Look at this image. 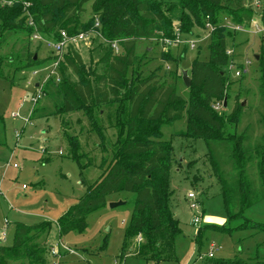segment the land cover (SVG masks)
Masks as SVG:
<instances>
[{"label": "trees", "instance_id": "obj_1", "mask_svg": "<svg viewBox=\"0 0 264 264\" xmlns=\"http://www.w3.org/2000/svg\"><path fill=\"white\" fill-rule=\"evenodd\" d=\"M253 1L0 0V27L6 30L0 38V45L18 34L39 33L44 39L58 40L61 30L70 34L90 31L98 19L100 27L97 29L108 46L93 66L84 60L73 44L70 45L59 63L60 76L47 79L43 85L44 95L35 103L30 115L31 119H37L81 112L102 146L105 138L102 116L106 109H110L108 115L111 114L113 126L117 128L116 148L109 164L96 182L88 185L77 202L59 217L57 224L61 236L72 231L83 232L88 227V216L105 207L109 195L134 192V208L125 230L121 256L126 258L125 252L133 239L141 235L143 241L137 249L138 255L132 252L134 255L156 264L177 260L176 242L182 228L171 207L170 188L175 152L171 140L163 139L162 129L180 120L186 111L187 130L178 134L206 141L207 155L222 187L228 221L244 219L237 226L225 227V230L249 227L264 230V222L245 215L250 207L264 200V38L255 54V58L259 55L256 58L260 96L255 111L257 118L250 119L252 107L244 105L239 94L227 116L213 107L215 102H223V108L225 98L229 97L231 74L228 64L232 59H244L236 51L238 44L234 41L236 35L243 32L227 28L224 21L227 18L250 27L256 14H260L264 27V0H260L261 5L257 8L251 5ZM89 2L92 15L84 22L82 16L87 12ZM174 20L184 24L181 28L183 35H192L195 25L206 31L207 20L215 26L208 38L209 59L196 58L189 70L188 99L179 93L178 83L180 79L183 82V74H179L178 69L189 45H184L181 52L180 47H176L161 55L155 53L154 57L146 59L147 62L137 54L140 40L159 43L162 37L175 36ZM230 38L233 39L231 44ZM113 42H117L118 51ZM230 45L235 51L233 55L227 53ZM35 55L29 54L27 64L21 69L39 67L42 62H53L57 58L54 52L44 61ZM156 59L173 61L176 67L159 63L157 68L149 70L147 66ZM2 62L0 56V78H4ZM145 69L149 70L148 74ZM245 75L243 73L241 77ZM41 100L45 103L40 104ZM244 115L249 120L241 130L239 126ZM228 121L236 124L234 132H225ZM65 134L72 157L80 162L79 139ZM214 228L223 229L217 225ZM51 229V221L18 222L14 244L0 243V264H45L47 247L43 243L39 245L37 239L47 237ZM202 229L198 231L199 237ZM106 245L105 241L102 248ZM216 263L264 264V258L247 260L239 257L221 259Z\"/></svg>", "mask_w": 264, "mask_h": 264}, {"label": "rangeland", "instance_id": "obj_2", "mask_svg": "<svg viewBox=\"0 0 264 264\" xmlns=\"http://www.w3.org/2000/svg\"><path fill=\"white\" fill-rule=\"evenodd\" d=\"M251 5L257 8L261 2L254 0ZM86 8L87 12L82 16L84 22L92 15L91 2ZM259 16L260 14H256L254 20L261 25ZM173 26L175 32L179 28L184 39L201 38L206 34V31L195 25L192 35H183L181 28L184 24L178 20L173 21ZM5 32L6 30L0 27V38ZM258 33L243 32L235 37L234 41L238 44L236 51L242 58H248L250 63L247 64V72L243 78L231 75L227 106L219 110L225 116L233 110L235 96L239 94L240 101L252 107L253 115L250 119L257 118L255 111L260 96L258 61L255 54L259 52L264 32ZM232 40L229 39L230 44ZM209 43L210 40L205 39L199 42L196 48L188 49L178 73L189 71L196 58L208 60ZM184 45L178 46L180 52ZM73 47L93 66L108 48L97 35L87 41L73 44ZM171 48L164 50L158 41L155 43L140 40L137 44V54L144 57L143 62H147L148 57H154L155 53L161 55ZM176 50L174 49V52ZM68 51L69 47L64 54ZM31 53H35V57L40 61L53 54L50 47L33 34L14 35L0 45V56L3 60L1 67L4 72V78H0V243L8 246L14 244L18 222L35 224L51 221L50 234L37 239L39 245L43 243L47 247L45 264H156L155 261L131 254L136 252L138 255L137 249L143 241L138 237L133 239L130 248L126 250V258L121 256L125 230L134 208V192L121 191L109 195L107 205L88 216V227L83 232L72 231L60 235L57 224L59 217L77 202L86 192L88 185L96 182L109 164L116 148L117 128L113 126L111 114L108 115L110 109H106L102 116L105 135L102 146L100 138L81 112L31 119L30 114L35 105L31 98L39 91L38 85L44 83L48 74L50 77L60 76L58 70L52 71L53 62L48 60L45 61L46 64L42 62L39 67L21 69L27 64V57ZM159 63L165 67H176L173 61L156 59L147 68L155 69ZM148 69H145V74L149 73ZM35 71L39 73L34 74ZM178 89L179 93L188 99V87L181 79ZM39 103L44 104L45 100ZM241 120L239 128L242 130L249 118L244 115ZM236 129L234 122H226V133ZM186 130L187 111L180 120L165 125L162 129L163 139L171 140L175 152L170 180L171 207L176 218L180 220L182 234L176 242L178 259L164 260L160 264H217L216 261L221 259L264 258V230L251 227L225 230V227L237 226L244 219L228 221L222 187L207 155V143L202 138L178 134ZM65 132L79 139V152L82 154L80 162L72 157L70 142ZM256 133H259L258 130ZM15 164L18 167H15ZM190 192H194L195 199L202 203L199 225L194 224L197 212L191 208L192 199L188 195ZM119 201L124 204L110 206L111 203ZM245 215L255 221L264 222V200L250 207ZM216 225L222 226L223 229L214 228ZM200 228L203 229L199 237ZM105 241L106 248H102ZM52 247L57 248V255L52 254ZM210 253L214 255L212 258L209 257Z\"/></svg>", "mask_w": 264, "mask_h": 264}, {"label": "built area", "instance_id": "obj_3", "mask_svg": "<svg viewBox=\"0 0 264 264\" xmlns=\"http://www.w3.org/2000/svg\"><path fill=\"white\" fill-rule=\"evenodd\" d=\"M257 3H259L260 0H255ZM207 19H209V16H207ZM224 25L234 31H239V32H247L250 31V27H253V31L254 32H263L264 31V27L263 25L259 24L257 21L253 20L250 27H245L241 24H237L233 21H231L230 19H225L224 21ZM98 27H100V21L98 19H96L95 22V27L93 29H91L90 31H80L78 33H74V34H70L68 33L67 30H61V37L58 40H53V39H44L39 33H35L34 36L36 38L42 39L44 40V42L46 43V45L48 47H50V49L54 52V54L57 56L56 60L53 61L52 65H53V72L58 70L59 67V63L60 61L63 59L64 57V51L72 44H77L83 41H87L89 40L92 36H100L101 32L97 29ZM215 29V26L209 21L207 20L206 22V34L204 36H202L201 38H195V39H184L182 38L181 32L178 29H176L177 31L175 32V36L173 37H162L159 39L160 44L163 46L164 50H168L171 47H178V46H182L184 44L189 45V47L191 49L196 48V46L198 45L199 42H201L202 40L208 39L212 33V31ZM113 46L115 47L116 51L119 50L118 48V44L117 42H113ZM227 53L229 55H233L235 53L233 48H229L227 50ZM250 63V60H248V58L246 59H232L230 61V63L228 64L227 69L229 70L230 74L234 75V77H241L243 73L247 72V64ZM240 64H243V66H240ZM39 73V71H35L34 74ZM49 74L48 77H46L44 79V83L45 81H47V79L49 78ZM44 83H41L38 85V89L39 91L37 92L36 96L32 97L31 100L34 103H37L42 96L44 95L43 93V85ZM223 106V102H215L213 107L216 110H220ZM31 115V114H30ZM9 165V163H8ZM15 167H18L17 164L14 165ZM189 198L192 199L191 202V208L193 209L194 212H197L194 216V224L195 225H199L200 220H201V204L199 203L198 200H196V195L194 192H190L189 194ZM140 239V241L142 240L141 235L138 237ZM51 252L53 255H57L58 254V250L56 247H52L51 248ZM213 253L209 254V257H213ZM57 264V263H54Z\"/></svg>", "mask_w": 264, "mask_h": 264}, {"label": "water", "instance_id": "obj_4", "mask_svg": "<svg viewBox=\"0 0 264 264\" xmlns=\"http://www.w3.org/2000/svg\"><path fill=\"white\" fill-rule=\"evenodd\" d=\"M256 58L258 59L259 55H257ZM182 73H183V82H184L185 86L186 87H190V85H191V77L189 75V71L183 70ZM224 104H225V106H227V98H225ZM243 104H244V102H243ZM122 204H124V202L119 201V202L111 203L110 206L111 207H117V206L122 205Z\"/></svg>", "mask_w": 264, "mask_h": 264}, {"label": "crops", "instance_id": "obj_5", "mask_svg": "<svg viewBox=\"0 0 264 264\" xmlns=\"http://www.w3.org/2000/svg\"><path fill=\"white\" fill-rule=\"evenodd\" d=\"M252 29H253V27H250V31H247V32H252V33H253L254 31H253ZM263 32H264V31H263ZM263 32L258 33V34H263ZM254 33H255V32H254ZM3 147H4V146H3ZM12 155H13V152H12ZM131 254H133V253H131ZM121 261H123V260H121Z\"/></svg>", "mask_w": 264, "mask_h": 264}]
</instances>
